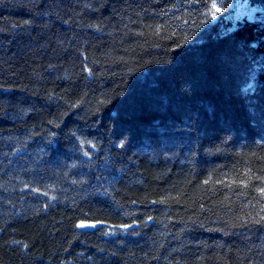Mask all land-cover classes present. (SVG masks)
Here are the masks:
<instances>
[{"label":"trees","instance_id":"1","mask_svg":"<svg viewBox=\"0 0 264 264\" xmlns=\"http://www.w3.org/2000/svg\"><path fill=\"white\" fill-rule=\"evenodd\" d=\"M234 1L0 0V264H264V23Z\"/></svg>","mask_w":264,"mask_h":264},{"label":"rangeland","instance_id":"2","mask_svg":"<svg viewBox=\"0 0 264 264\" xmlns=\"http://www.w3.org/2000/svg\"><path fill=\"white\" fill-rule=\"evenodd\" d=\"M216 8L218 3L214 1ZM213 8V12L216 11ZM227 20L234 26L237 22L248 21L264 23V0H235L232 9L227 15Z\"/></svg>","mask_w":264,"mask_h":264},{"label":"water","instance_id":"3","mask_svg":"<svg viewBox=\"0 0 264 264\" xmlns=\"http://www.w3.org/2000/svg\"><path fill=\"white\" fill-rule=\"evenodd\" d=\"M83 225V226H82ZM102 222H93V221H80L78 223V228L82 230H90V229H95L100 226H102Z\"/></svg>","mask_w":264,"mask_h":264},{"label":"snow or ice","instance_id":"4","mask_svg":"<svg viewBox=\"0 0 264 264\" xmlns=\"http://www.w3.org/2000/svg\"><path fill=\"white\" fill-rule=\"evenodd\" d=\"M212 7H213V8H216V5H215V4H213V5H212ZM216 11L218 12V11H219V9H218V8H216ZM213 16H215V12L213 13ZM261 191H262V192H264V189H261ZM82 226H83V225H82Z\"/></svg>","mask_w":264,"mask_h":264}]
</instances>
